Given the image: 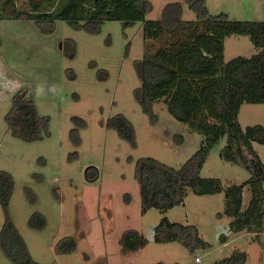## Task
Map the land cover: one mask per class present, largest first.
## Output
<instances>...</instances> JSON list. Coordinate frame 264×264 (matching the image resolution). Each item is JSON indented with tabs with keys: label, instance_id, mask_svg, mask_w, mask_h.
Segmentation results:
<instances>
[{
	"label": "rangeland",
	"instance_id": "rangeland-1",
	"mask_svg": "<svg viewBox=\"0 0 264 264\" xmlns=\"http://www.w3.org/2000/svg\"><path fill=\"white\" fill-rule=\"evenodd\" d=\"M3 1L0 170L14 177L8 212L33 259L42 264H218L237 251L247 254L243 264H264V230L260 239L254 230L232 231L233 217L223 214L224 192L198 195L190 189L184 203L167 212L156 207L142 210L137 160L153 157L177 168L203 140L170 114L164 100L153 104L158 117L153 122L137 97L142 82L135 64L161 40L146 38L141 21L124 27L119 20H106L98 31H91L62 19L51 25L25 17L2 18L12 9ZM30 1L41 0H16L15 7L28 12ZM148 1L147 19H162L165 7L175 2L182 4L183 19H197L185 0ZM206 5L213 15L264 21V0H206ZM258 51L248 35L225 40L226 62ZM21 90L28 91L38 113L49 119L41 139L15 136L6 121ZM121 113L135 127L136 145L109 125ZM239 121L244 128L264 125V103L243 104ZM226 142L223 138L213 147L201 169L203 177L220 178L225 187L251 177L244 166L222 159ZM255 145L264 161V144ZM88 167L91 172L97 168V179L86 177ZM245 188L243 209L251 200L250 187ZM38 214L44 218L42 225L37 224ZM164 217L196 225L211 246L192 252L179 241L156 242L155 228ZM5 218L0 203V231ZM133 229L148 242L125 253L121 240ZM70 237L77 247L65 252L60 243ZM0 264H15L1 247Z\"/></svg>",
	"mask_w": 264,
	"mask_h": 264
},
{
	"label": "trees",
	"instance_id": "trees-1",
	"mask_svg": "<svg viewBox=\"0 0 264 264\" xmlns=\"http://www.w3.org/2000/svg\"><path fill=\"white\" fill-rule=\"evenodd\" d=\"M197 12V19L182 18V4L169 3L162 19H147L148 0H41L30 1V11L15 7L16 0H4L12 9L1 17L29 18L37 22L66 20L76 27L98 31L106 20H119L124 27L143 22L144 36L160 39L151 44L135 64L142 86L137 97L152 121H157L153 104L164 100L170 114L203 136L201 147L180 167L170 166L153 157L136 162V177L141 185L142 210L156 207L163 212L182 204L191 189L198 195L225 193L223 214L233 217L232 231L254 230L259 238L264 230V161L255 143L264 144V125L245 128L239 121L242 105L264 103V21L239 20L227 13L213 15L206 0H185ZM5 9V8H4ZM231 35H248L259 51L225 61V40ZM13 134L27 141L43 138L49 119L41 116L28 91H19L6 116ZM109 125L119 135L136 145L135 127L124 114L110 119ZM227 139L221 157L247 168L251 177L244 183L224 186L220 178L203 177V168L211 150ZM89 180L98 178V170H86ZM249 186L251 200L243 209L244 190ZM15 188L14 177L0 170V203L6 218L0 231V247L15 264H42L33 259L25 239L9 216L8 206ZM222 215V213H219ZM39 217L38 225L44 218ZM222 238L225 235L221 236ZM155 241H179L192 252L211 245L200 236L196 225L172 222L164 217L155 228ZM137 230L127 231L121 243L125 253L147 244ZM77 243L67 238L60 243L63 251H73ZM245 252H235L218 264H243ZM157 264H165L158 262ZM180 264V263H174Z\"/></svg>",
	"mask_w": 264,
	"mask_h": 264
},
{
	"label": "crops",
	"instance_id": "crops-1",
	"mask_svg": "<svg viewBox=\"0 0 264 264\" xmlns=\"http://www.w3.org/2000/svg\"><path fill=\"white\" fill-rule=\"evenodd\" d=\"M256 144V143H255ZM255 148H256V145H255ZM247 187V186H246ZM246 189V188H245ZM244 195H245V190H244ZM244 204V203H243ZM249 205V204H248ZM248 205L245 207V209L248 207ZM243 208H244V205H243Z\"/></svg>",
	"mask_w": 264,
	"mask_h": 264
},
{
	"label": "built area",
	"instance_id": "built-area-1",
	"mask_svg": "<svg viewBox=\"0 0 264 264\" xmlns=\"http://www.w3.org/2000/svg\"><path fill=\"white\" fill-rule=\"evenodd\" d=\"M196 261H197V262L200 261V258H199L198 256H196Z\"/></svg>",
	"mask_w": 264,
	"mask_h": 264
}]
</instances>
